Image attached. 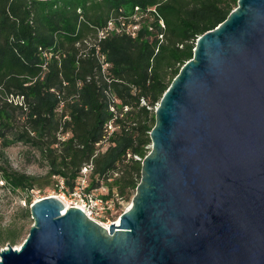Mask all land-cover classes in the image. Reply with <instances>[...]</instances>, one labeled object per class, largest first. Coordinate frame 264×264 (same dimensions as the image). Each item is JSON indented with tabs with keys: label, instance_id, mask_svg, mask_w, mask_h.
<instances>
[{
	"label": "water",
	"instance_id": "water-1",
	"mask_svg": "<svg viewBox=\"0 0 264 264\" xmlns=\"http://www.w3.org/2000/svg\"><path fill=\"white\" fill-rule=\"evenodd\" d=\"M155 115L118 223L39 199L0 264H264V0L199 37Z\"/></svg>",
	"mask_w": 264,
	"mask_h": 264
},
{
	"label": "trees",
	"instance_id": "trees-1",
	"mask_svg": "<svg viewBox=\"0 0 264 264\" xmlns=\"http://www.w3.org/2000/svg\"><path fill=\"white\" fill-rule=\"evenodd\" d=\"M237 5L238 0H0V189L35 188L38 177L14 170L6 152L25 144L39 151L49 177H62L71 187L93 161L89 189L105 181L112 184L110 193L114 187L121 196L136 191L151 150L155 107L194 57L199 37ZM137 13L135 37L99 39L109 21ZM112 97L119 100V129L102 149L97 143L115 117ZM24 227L1 231L0 244L15 245Z\"/></svg>",
	"mask_w": 264,
	"mask_h": 264
},
{
	"label": "rangeland",
	"instance_id": "rangeland-1",
	"mask_svg": "<svg viewBox=\"0 0 264 264\" xmlns=\"http://www.w3.org/2000/svg\"><path fill=\"white\" fill-rule=\"evenodd\" d=\"M6 152L14 170L38 177L35 188L30 192L23 190L11 192L0 189V232L8 228H19L25 225L23 233L17 238L16 244L13 245L14 247H20L28 237L34 224L32 216H26V209H30L35 201L52 195L66 196V200L70 202V193L73 187L66 183H64L65 187H62L61 178L49 177L47 162L41 157L39 151L31 149L30 146L17 144L9 147ZM110 185L112 184L101 181L99 186L91 188L100 197L105 198L108 196L107 199L112 204V209L95 214L97 219L105 224H111L117 218L119 219V216L130 207L133 195L136 193L135 190L131 189L125 196H121L117 187H114L112 193H110ZM28 200L32 201L30 205ZM9 244H11V241L1 243L0 252Z\"/></svg>",
	"mask_w": 264,
	"mask_h": 264
},
{
	"label": "built area",
	"instance_id": "built-area-1",
	"mask_svg": "<svg viewBox=\"0 0 264 264\" xmlns=\"http://www.w3.org/2000/svg\"><path fill=\"white\" fill-rule=\"evenodd\" d=\"M140 19H141V14L137 13L133 16L131 20H127L125 18H121L119 20H111L108 22L106 27L99 30V39L107 38L111 34H122V33H126L135 37L137 35V30L140 28ZM116 103H119V100L116 97H112L111 110L115 112V117L111 119L105 126L106 135L104 140L97 143L98 147L103 145L102 149H105L106 144L108 143V138L116 130L119 129V126L115 121L118 115L115 106ZM143 103H146L145 100H143ZM61 107H63V105ZM124 110H128V107H125ZM68 135L69 133L67 135H64L62 138L65 139ZM99 150L97 151V153L99 152ZM136 158L140 159V157L138 156H136ZM93 169H94L93 161L83 166L81 174L76 179L73 186V190L70 193V197H71L70 204L71 206L81 207L89 217L104 225L105 223L98 220L95 214L100 212L103 213L104 211H107L108 209H112L113 207L109 199L100 197L97 194H95L91 189H89L91 173L93 172ZM118 175L119 173L116 172L115 176ZM59 178H61L62 187H65L64 184L65 179L62 177ZM0 184L4 185V181L0 180ZM63 197L66 198V196ZM106 225L107 224H105V226Z\"/></svg>",
	"mask_w": 264,
	"mask_h": 264
},
{
	"label": "bare ground",
	"instance_id": "bare-ground-1",
	"mask_svg": "<svg viewBox=\"0 0 264 264\" xmlns=\"http://www.w3.org/2000/svg\"><path fill=\"white\" fill-rule=\"evenodd\" d=\"M56 196H57V195H56ZM58 197H60V198L64 201V203H65L66 206H71L70 202L67 201L66 198H64L63 196H58ZM116 222L118 223V218L116 219ZM104 225H105V224H104ZM109 225H110V224H107L106 226L109 227ZM18 248H19V246H18Z\"/></svg>",
	"mask_w": 264,
	"mask_h": 264
}]
</instances>
